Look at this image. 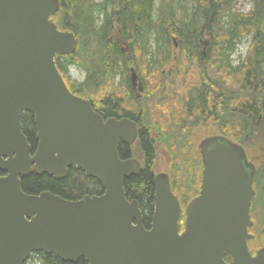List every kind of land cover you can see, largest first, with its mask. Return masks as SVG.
I'll use <instances>...</instances> for the list:
<instances>
[{
	"label": "water",
	"instance_id": "obj_1",
	"mask_svg": "<svg viewBox=\"0 0 264 264\" xmlns=\"http://www.w3.org/2000/svg\"><path fill=\"white\" fill-rule=\"evenodd\" d=\"M58 10V0H0V264H24L33 252L87 264H264V246L254 254L248 247L256 167L223 135L197 146L200 190L185 205L183 231L164 173L154 175L150 229L144 228L137 201H128L123 188L140 163L118 154L120 142L136 139V123L104 120L68 89L55 57L73 54L77 40L52 20ZM25 112L33 115L34 151L21 128ZM70 167L100 183L102 194L67 200L21 189L30 173L59 180Z\"/></svg>",
	"mask_w": 264,
	"mask_h": 264
},
{
	"label": "trees",
	"instance_id": "obj_2",
	"mask_svg": "<svg viewBox=\"0 0 264 264\" xmlns=\"http://www.w3.org/2000/svg\"><path fill=\"white\" fill-rule=\"evenodd\" d=\"M58 1L59 10L51 18L77 40L73 54L55 57L66 86L89 100L102 116L129 117L139 124L134 145L142 167L124 180L123 188L128 201L140 204L146 226L154 195L151 128L162 136L164 149L170 153L172 173L181 185L177 194L182 207L199 191L200 154L186 140L193 127L211 126L216 132L209 136L223 135L240 144L248 158L256 147L264 151V0H253V9L246 14L234 10V0ZM248 35L246 55L233 65L229 52ZM203 41L208 43L201 67ZM169 62L174 69L164 72ZM129 63L145 81L148 92L143 104L123 97L129 91ZM71 65L84 71L82 82L70 77ZM21 128L34 151L32 114L22 113ZM68 171L59 180L30 173L21 179V189L28 195L50 192L67 200L101 194L96 180L73 167ZM254 182L252 208L260 206L257 222L264 230V160L256 167ZM171 189L176 191L174 186ZM24 264L87 263L83 258L69 262L35 252Z\"/></svg>",
	"mask_w": 264,
	"mask_h": 264
},
{
	"label": "rangeland",
	"instance_id": "obj_3",
	"mask_svg": "<svg viewBox=\"0 0 264 264\" xmlns=\"http://www.w3.org/2000/svg\"><path fill=\"white\" fill-rule=\"evenodd\" d=\"M100 1V0H97ZM253 0H234V10L239 12V13H249L252 11L253 9ZM250 41H251V36H245L241 39V41L239 43H237L234 47V49L229 52V57H230V61L233 65H236L240 60H242L244 58V56L246 55V52L249 48L250 45ZM176 45H174L175 47ZM125 47V46H123ZM176 50V48H174ZM174 52V51H173ZM177 52V50H176ZM130 68L134 69L135 67L129 63V71L127 73V82L129 81V78L131 76V72H130ZM164 72L169 71L171 69H174V64L169 62L167 65H165L163 67ZM68 72L70 77L75 80L76 82L80 83L83 81L84 78V71L81 70L79 67L75 66V65H71L68 67ZM137 74V73H136ZM137 77L139 78L140 82H141V92L137 93V86H135V92H133L134 94H138L137 98H134L133 95V100L135 102H138L140 104H143V102L145 101V98L147 97V89H146V85H145V81L143 79V77L139 74H137ZM119 77L116 76V83L118 82ZM131 79V78H130ZM115 83V84H116ZM116 86V85H115ZM128 95H124L123 97L126 98V100ZM125 101V100H124ZM130 104V103H129ZM129 104L127 105V107L129 106ZM264 104V101H263ZM131 107L130 110L132 112H134L136 109L133 107V103H131ZM141 120V119H140ZM139 125V124H138ZM216 130H214L211 126H205V127H193L189 132L188 135L186 136V140L187 143L189 144L190 147H192L193 149H197V146L199 144V142L209 136V134H215ZM150 135L153 138V146H154V158L151 164V169L152 172L154 173V175L160 174V173H164L167 174L170 181L172 182L174 189L176 190L175 192L179 191L180 188V183L178 182V180L176 179L175 175L172 173L171 170V157H170V153L164 149V145H163V138L160 134H156V132L154 131V129L151 128L150 130ZM137 147H135V150L137 152V154L139 153L138 149H136ZM264 153L262 146L259 148H255V151H252V156L249 157V159L251 161L254 162V164L257 166H259L262 162V160H264V155H262ZM201 158V157H200ZM201 168H202V163H201ZM201 173V171H200ZM201 175V174H200ZM197 180V178L195 179V181ZM255 190H257L256 185L254 186ZM192 190H195V183H194V188H192ZM194 192V191H193ZM181 197V196H180ZM257 208L254 210L253 209V216H252V227L250 229V233L253 234L252 239L249 241V248L252 252H256L259 248L264 246V230L263 228H259L261 226L258 225L257 219L259 220L262 212L260 209ZM260 207V206H259ZM256 225V227H255Z\"/></svg>",
	"mask_w": 264,
	"mask_h": 264
},
{
	"label": "flooded vegetation",
	"instance_id": "obj_4",
	"mask_svg": "<svg viewBox=\"0 0 264 264\" xmlns=\"http://www.w3.org/2000/svg\"><path fill=\"white\" fill-rule=\"evenodd\" d=\"M125 51H126V53H128L129 52V50L127 49V48H125ZM127 60H129V57H127L126 58ZM130 69H132V68H130ZM131 72V71H130ZM130 78H131V76H130ZM129 78V81H128V84H127V86H128V90L129 91H127L128 93H127V97L128 98H133V95H134V98H137L138 97V94L136 95V94H134L133 92H135V86H137L138 88H137V93L138 92H141V82H140V80H139V78L137 77V75H136V78H135V81L134 82H132L131 81V79ZM75 95H77V94H75ZM77 96H79V95H77ZM131 96V97H130ZM79 97H81V96H79ZM86 99V98H85ZM89 101V100H88ZM90 102V101H89ZM90 105H91V103H90ZM91 107H92V105H91ZM100 114V113H99ZM101 115V114H100ZM102 116V115H101ZM103 117V119L104 120H106V119H108V118H115V117H112V116H102ZM121 118H128V119H130V120H132V121H134L135 123H136V127H137V136H136V139L134 140V142L133 143H131V144H127V143H124V142H120L119 143V145H118V154H119V157L122 159V160H126V159H131V158H133V159H136V160H138L139 161V163H140V166L142 167V162H141V156H140V154H139V156H137L136 157V155H137V152H136V150H135V142H136V140L138 139V135H139V125H138V123L135 121V120H133L132 118H129V117H116L115 119H117V120H119V119H121ZM126 152H128V154L126 153ZM70 168H72V167H70ZM74 168V167H73ZM75 169V168H74ZM68 170H69V168H68ZM76 170V169H75ZM79 171V170H78ZM201 171H202V168H201ZM69 172V171H68ZM82 172V171H81ZM256 173V172H255ZM68 175V174H67ZM255 176V175H254ZM97 182V181H96ZM98 183V182H97ZM169 183H170V188L173 186L172 185V182L170 181V179H169ZM200 183H201V176H200ZM200 183H199V190H200ZM99 184V192H101V194H102V192H103V188H102V186H101V184L100 183H98ZM254 184H255V182H254V178H253V188H254ZM171 191H172V189H171ZM172 193L177 197V199H178V201H179V203H180V206H181V213H180V217H179V229H180V232L181 231H183V228H184V220H185V206H183L182 207V205H181V201H180V195L179 194H177V192H174V191H172ZM198 194H199V191H198ZM197 194V195H198ZM98 195H100V194H98ZM196 195V196H197ZM255 195V194H254ZM195 196V197H196ZM253 198H254V196H253ZM253 198H252V200H253ZM77 199H80V198H77ZM193 199V198H192ZM76 200V199H75ZM190 201V200H189ZM188 201V202H189ZM252 202L253 201H251V206H250V218H251V221H252V216H253V206H252ZM137 203H138V201H137ZM138 206H140V204L138 203ZM153 212V211H152ZM141 214H142V217H143V226H144V228L145 229H150V218H151V215H150V217H149V224L146 226V224H145V222H144V214L141 212ZM254 217V216H253ZM253 222V221H252ZM252 227V226H251ZM251 227L249 228V233H250V229H251ZM252 234V233H251ZM252 236H253V234H252ZM251 240V239H250ZM249 240V241H250ZM249 241H248V247H249ZM249 251L251 252V254H253L254 252H252L251 250H250V248H249ZM225 261H226V263H230V261H231V258L229 257V256H226L225 257V259H224Z\"/></svg>",
	"mask_w": 264,
	"mask_h": 264
}]
</instances>
